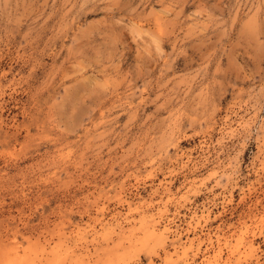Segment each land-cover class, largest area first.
<instances>
[{
	"label": "rangeland",
	"instance_id": "374dc122",
	"mask_svg": "<svg viewBox=\"0 0 264 264\" xmlns=\"http://www.w3.org/2000/svg\"><path fill=\"white\" fill-rule=\"evenodd\" d=\"M207 263L264 264V0H0V264Z\"/></svg>",
	"mask_w": 264,
	"mask_h": 264
},
{
	"label": "bare ground",
	"instance_id": "6f19581e",
	"mask_svg": "<svg viewBox=\"0 0 264 264\" xmlns=\"http://www.w3.org/2000/svg\"><path fill=\"white\" fill-rule=\"evenodd\" d=\"M151 220H152V219H151ZM155 221H156V220H155ZM152 226H153V225H152ZM156 226H157V225H156ZM148 229H149V228H148ZM155 231H156V230H155ZM218 255H219V254H218ZM218 255H217V256H218ZM208 263H209V262H208ZM208 263H207V264H208Z\"/></svg>",
	"mask_w": 264,
	"mask_h": 264
}]
</instances>
